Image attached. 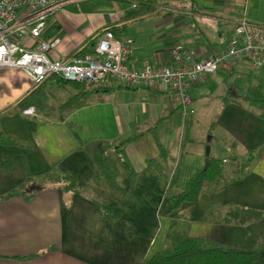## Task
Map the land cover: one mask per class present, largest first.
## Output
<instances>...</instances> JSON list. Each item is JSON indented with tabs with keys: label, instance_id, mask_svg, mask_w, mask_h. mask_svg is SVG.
Returning <instances> with one entry per match:
<instances>
[{
	"label": "crops",
	"instance_id": "0c3cea01",
	"mask_svg": "<svg viewBox=\"0 0 264 264\" xmlns=\"http://www.w3.org/2000/svg\"><path fill=\"white\" fill-rule=\"evenodd\" d=\"M59 2L42 32L43 39L58 41L50 60L71 57L110 28L115 38L133 41L126 60L131 69L143 61L163 63L177 45L198 58L220 51L241 19L264 29V0ZM131 3L153 10L125 20ZM223 74L224 85L231 78L244 79L249 88L264 93V69ZM207 82L190 92L185 140L178 104L159 92L108 80L87 106L57 121L33 110L30 115L18 112L17 103L35 87L21 70L0 68V131L19 142L0 145V158L12 161L9 173L0 169V264H140L163 247L171 222L184 225L190 237L251 249L264 235V116L219 96V108L204 116L203 134L194 132L198 115L206 113L207 96L196 101L193 94ZM242 86L232 95L242 94ZM248 97L264 103V98ZM102 142H124L120 155L136 173L132 185L119 174L122 197L95 183L87 165V153ZM157 145L178 169L176 191L202 169L207 145L208 157L221 161L228 182L216 188L204 185L194 203L167 213V181L144 164L157 156ZM64 174L75 178L74 192L46 180ZM247 216L257 218L240 223Z\"/></svg>",
	"mask_w": 264,
	"mask_h": 264
},
{
	"label": "built area",
	"instance_id": "2783aa9c",
	"mask_svg": "<svg viewBox=\"0 0 264 264\" xmlns=\"http://www.w3.org/2000/svg\"><path fill=\"white\" fill-rule=\"evenodd\" d=\"M59 0H0V68L19 69L34 87L47 78L88 85L108 80L130 89L156 91L178 104L182 117L191 103L190 92L216 72L238 68L264 69V29L241 19L233 28L225 47L198 58L183 46H174L163 63L143 61L139 69L126 66L133 41L115 38L104 31L96 39L92 54L50 60L57 40L43 39L45 21L59 8ZM135 3L129 8L135 9ZM31 114V109L23 112ZM224 162V161H223Z\"/></svg>",
	"mask_w": 264,
	"mask_h": 264
},
{
	"label": "trees",
	"instance_id": "16d2710c",
	"mask_svg": "<svg viewBox=\"0 0 264 264\" xmlns=\"http://www.w3.org/2000/svg\"><path fill=\"white\" fill-rule=\"evenodd\" d=\"M152 10L149 6L139 4L135 9H130L126 13L125 20L140 18L151 13ZM105 31H110L114 36L113 29L110 28ZM95 42L90 41L84 49L73 55L92 54ZM102 87H104L103 84L96 86L78 84L51 76L17 103L16 109L20 113L31 109L43 118H56L57 121H63L67 114L87 106L93 95L100 91L103 93ZM56 90L65 93V98L58 103L55 102ZM257 90V88L251 87L247 90L246 95L261 100L264 98V93ZM187 116L188 114L183 116L185 140L190 129V121L186 120ZM123 144L124 142L116 144L102 142L92 147L86 155L87 165L93 173L94 182L104 185L119 197L123 196V191L117 185L119 174L122 173L130 185L133 184L136 177V173L129 168L120 155ZM0 145L17 146L19 142L16 138L0 131ZM157 149V156L145 160L144 164L153 175L167 181L165 189V196L169 201L167 213L176 211L184 203H194L204 185L216 188L228 182L223 176L224 166L221 161L209 156L206 168L196 171L184 190L176 191L173 187L178 176V169H173L174 165L169 161L164 149L159 145H157ZM11 167L12 161L10 159L0 158V169L3 172L9 173ZM46 180L58 184L60 189L63 188L70 192H74L76 188L75 178L66 174L54 178L52 176L47 177ZM104 215L108 216L106 213ZM256 218L247 216L240 223ZM140 264H264V235L257 239L251 249L238 250L216 243L207 237H190L184 225L171 222L164 236L163 247Z\"/></svg>",
	"mask_w": 264,
	"mask_h": 264
},
{
	"label": "rangeland",
	"instance_id": "374dc122",
	"mask_svg": "<svg viewBox=\"0 0 264 264\" xmlns=\"http://www.w3.org/2000/svg\"><path fill=\"white\" fill-rule=\"evenodd\" d=\"M206 79L208 82L203 85V87L198 93L193 94V97L196 101H200L202 97L207 96V99L204 100L205 103L207 104V106L205 105V109H204L206 113H204V115L203 114L198 115L197 121H196L197 123L195 122L194 124V132L203 134V128L205 126L204 116L205 115L210 116L212 112L215 111L216 108H219L220 102L218 101L220 100V98H217L219 96H223V97L227 96V99H229L230 101L233 99L232 101L234 102V105L238 107L241 106L242 108H248L251 110H255L256 112L258 111L260 115L264 116V109H262V111L258 109L259 106L264 107V103L262 104V103L254 102L246 95L247 90L249 89V85H246L245 83L246 80L243 79V80L233 81V78H231L228 80L227 84L224 85L223 83L224 74L221 72H216L215 74L209 76ZM238 86H242L246 88L242 89L241 91L242 94H237L236 96H233L232 92ZM54 95L56 96L55 102L57 103L61 99L65 98V93L61 90H56ZM209 137L210 136L207 135L205 138L207 139Z\"/></svg>",
	"mask_w": 264,
	"mask_h": 264
},
{
	"label": "water",
	"instance_id": "95a60500",
	"mask_svg": "<svg viewBox=\"0 0 264 264\" xmlns=\"http://www.w3.org/2000/svg\"><path fill=\"white\" fill-rule=\"evenodd\" d=\"M208 155H209V146L207 145V146L204 147V156H205L206 159L204 160V165L202 167V170H204L206 168V166H207V163H208L207 157H208Z\"/></svg>",
	"mask_w": 264,
	"mask_h": 264
}]
</instances>
